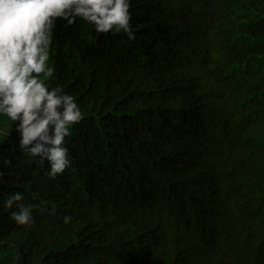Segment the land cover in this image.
<instances>
[{
  "label": "trees",
  "instance_id": "obj_1",
  "mask_svg": "<svg viewBox=\"0 0 264 264\" xmlns=\"http://www.w3.org/2000/svg\"><path fill=\"white\" fill-rule=\"evenodd\" d=\"M130 11L133 40L56 31L50 83L84 115L63 174L0 118V264H264V0ZM15 192L28 226L4 207Z\"/></svg>",
  "mask_w": 264,
  "mask_h": 264
},
{
  "label": "clouds",
  "instance_id": "obj_2",
  "mask_svg": "<svg viewBox=\"0 0 264 264\" xmlns=\"http://www.w3.org/2000/svg\"><path fill=\"white\" fill-rule=\"evenodd\" d=\"M131 7L132 0H0V118L13 122L19 149L42 167L47 162L53 180L71 167L66 137L84 118L73 95L50 83L56 31L83 21L98 34L123 33L133 40ZM23 200L21 192L4 200L6 209H16L11 219L17 226L32 224L37 210ZM63 220L68 224L71 217Z\"/></svg>",
  "mask_w": 264,
  "mask_h": 264
}]
</instances>
